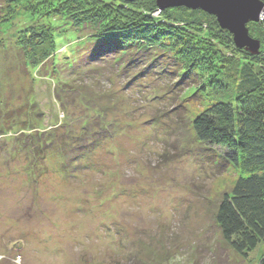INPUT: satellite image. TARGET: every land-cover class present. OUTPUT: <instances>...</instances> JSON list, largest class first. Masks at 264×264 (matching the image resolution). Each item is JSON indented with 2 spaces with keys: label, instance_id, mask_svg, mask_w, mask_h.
Listing matches in <instances>:
<instances>
[{
  "label": "rangeland",
  "instance_id": "1",
  "mask_svg": "<svg viewBox=\"0 0 264 264\" xmlns=\"http://www.w3.org/2000/svg\"><path fill=\"white\" fill-rule=\"evenodd\" d=\"M39 7L44 15L46 7ZM21 9L0 23L7 46L0 51V132L5 131L0 135V264H260L264 245L247 257L238 255L215 224L220 197L240 170L214 158L212 151L222 154V147L197 143L190 125L208 101L203 87L224 69L221 54L231 48L229 41L224 44L207 26V32L171 27L167 44L175 54L168 65L155 63L147 73L144 67L123 70L117 64L105 71L93 66L96 60L84 79H66L63 73L61 80L79 89L72 91L52 77V57L42 60L39 49L30 50L24 63L14 55L23 28L39 24L37 14L27 16ZM58 16L41 18L43 25H59L54 47L44 43V54L53 56L56 49L65 64L64 56L70 60L86 45L79 38L69 42L71 25ZM256 28L246 29L254 36ZM192 42L197 53L183 54ZM260 48L264 51V40ZM192 63L199 76L191 87L166 71L176 68L181 77ZM204 64H214L219 76L204 72ZM65 122L72 135L91 130L101 146L81 152L62 134ZM27 126L32 134L57 136L65 151L61 156L86 151L89 160L76 158L61 172V163L50 157L33 178L27 149L18 146Z\"/></svg>",
  "mask_w": 264,
  "mask_h": 264
},
{
  "label": "trees",
  "instance_id": "2",
  "mask_svg": "<svg viewBox=\"0 0 264 264\" xmlns=\"http://www.w3.org/2000/svg\"><path fill=\"white\" fill-rule=\"evenodd\" d=\"M261 1L264 3V0ZM38 5L39 9L42 6L46 7L44 15L38 12ZM17 8L27 11V16L37 14L36 20L39 24H30L23 28L25 33L19 41L20 45L12 48L18 53L14 55L20 56L24 63H27L29 57L27 53L30 50L34 53L39 49L42 52V60H49L52 57L50 60L52 77H57L62 86H69L72 91L79 89L68 82H63L61 80L64 77L63 73H67L66 79H79L81 75L84 79L91 69L89 65L96 60L93 66L103 68L105 71L113 69L112 65L117 64L116 66H123V70L144 67V72L147 73L155 63L168 65L175 54L174 46L167 44L170 34L173 33L171 27L178 28L179 31L184 29L193 32L205 30L204 27L207 26L206 30L213 31L224 44L229 41L231 48H227L221 54L225 61L224 69L220 77L214 76L203 87L204 93L208 95V101L190 122L191 131L193 138L203 147L225 149L222 154L219 152L214 154L212 151L214 158L218 157V161L223 162L225 167L240 170L234 185L228 192L223 193L216 207L214 219L222 239L234 253L243 257L249 256L264 245V51L260 48L264 40V18H260L257 24L250 22L246 25V28L249 25L257 27L252 29L254 36L248 31L249 37L259 43L257 51L252 52L247 48H238L231 34L222 31L214 16L199 9L185 7L160 10L155 0H0V23L12 17ZM62 14L66 18L65 23L69 22L72 28L69 42L79 38L84 39L85 41L81 42L86 45L85 51L80 50L75 55V48H71L69 54L74 56L70 60L64 56V61L67 60L65 64H60L55 55L56 49H52L53 56L44 54L46 53L44 43L48 41L51 48V44L54 47L56 41L54 28L59 25L55 23L51 24L52 26L43 25L41 20L51 15ZM2 25L0 35L5 34ZM2 37L0 36V51H5L7 46ZM184 42L187 44L189 39H184ZM202 44L203 47L207 46L206 41L202 40ZM90 46L93 52L87 50ZM184 47L185 45L182 49ZM160 48L164 49L163 53L154 54V49ZM184 50L183 54L197 53L194 42L188 44ZM236 55L240 57L237 58ZM32 57L29 63L34 66L37 56ZM143 62L146 63V67L142 66ZM193 63L183 70L181 77L178 76L180 72L176 68L166 71L169 75L175 76L182 86L191 87L196 85L195 81L199 76ZM85 65L90 69L85 68ZM203 69L204 72H213L219 76L214 64H204ZM77 70L85 72L80 73ZM164 71L162 73H165ZM66 106L71 107L69 104ZM181 107L183 108L182 105ZM63 126L66 129H63L62 134L70 138L74 146L80 150L90 148L92 150L102 144L99 139L91 138L93 137L90 136L91 130L85 135V129L82 134L84 136H76L68 131V122ZM27 127L21 128L22 136L18 138V146L19 150L27 149L26 157L30 160L33 178L35 174L33 171L39 168V163L50 157L61 163V172H64L65 165L76 158L85 162L89 160L83 155L86 151L81 154L83 150L78 155H69L66 152L61 156V152L65 151L57 136H53L52 132L32 134L33 128ZM3 134L5 131L0 132V135ZM87 135L90 137H86ZM78 165L82 166L79 162ZM260 264H264V256L260 259Z\"/></svg>",
  "mask_w": 264,
  "mask_h": 264
},
{
  "label": "water",
  "instance_id": "3",
  "mask_svg": "<svg viewBox=\"0 0 264 264\" xmlns=\"http://www.w3.org/2000/svg\"><path fill=\"white\" fill-rule=\"evenodd\" d=\"M134 1V0H130ZM160 10L174 7H185L201 10L214 16L222 29L233 37L238 48H247L256 52L259 43L248 35L246 25L258 22L264 16V4L260 0H155Z\"/></svg>",
  "mask_w": 264,
  "mask_h": 264
}]
</instances>
